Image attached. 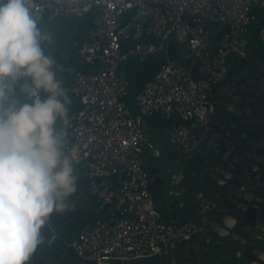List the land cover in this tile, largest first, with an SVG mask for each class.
I'll return each mask as SVG.
<instances>
[{"label": "built area", "instance_id": "obj_1", "mask_svg": "<svg viewBox=\"0 0 264 264\" xmlns=\"http://www.w3.org/2000/svg\"><path fill=\"white\" fill-rule=\"evenodd\" d=\"M29 7L45 22L93 16L76 44L65 88L74 107L60 127L73 141L67 150L76 149L74 163L89 173L84 194L92 203V215L72 222L68 245L89 264H116L169 256L195 242L227 208L202 199L197 225L177 216L173 190L155 195L157 165L145 154L156 144L146 125L154 118L164 123L184 153L197 147L194 129L215 122L218 89L231 60L250 59L252 31L264 57V0H30ZM133 9L162 12L159 42L123 48L122 22ZM173 38L186 46L185 59L174 55ZM128 59H160L133 96L121 74Z\"/></svg>", "mask_w": 264, "mask_h": 264}, {"label": "water", "instance_id": "obj_2", "mask_svg": "<svg viewBox=\"0 0 264 264\" xmlns=\"http://www.w3.org/2000/svg\"><path fill=\"white\" fill-rule=\"evenodd\" d=\"M76 21V17H58L38 22L48 38L42 47L55 58L56 77L64 89L75 69L68 51L75 45ZM220 87L216 120L209 127L194 129L199 135L195 149L182 152L172 133L164 131L153 153L163 187L174 191L179 218L199 225V202L204 198L227 212L184 252L116 264H264V59L245 61ZM67 96L66 117L74 107ZM63 122L58 120L56 127L60 129ZM73 167L77 192L62 211L53 214L66 216L92 206L84 194L89 173L75 163ZM62 229L50 217L28 264H89L78 258Z\"/></svg>", "mask_w": 264, "mask_h": 264}, {"label": "clouds", "instance_id": "obj_3", "mask_svg": "<svg viewBox=\"0 0 264 264\" xmlns=\"http://www.w3.org/2000/svg\"><path fill=\"white\" fill-rule=\"evenodd\" d=\"M30 0H0V264H28L77 192L76 149L56 127L69 99Z\"/></svg>", "mask_w": 264, "mask_h": 264}, {"label": "crops", "instance_id": "obj_4", "mask_svg": "<svg viewBox=\"0 0 264 264\" xmlns=\"http://www.w3.org/2000/svg\"><path fill=\"white\" fill-rule=\"evenodd\" d=\"M152 11H154V10H151V12ZM92 18H93V16L89 14L83 18L77 19L78 21H80V23L78 24V27H77V23H76V33L77 34L75 37V42H77L81 38V36L83 35V32H84L85 26L89 24V22L92 20ZM37 21L39 22V20H37ZM162 24H163V22H162ZM171 41H174L173 47H172L173 51H174L173 52L174 55L184 57V59H185L186 50L183 48L184 44L180 43L179 41H176L174 38ZM250 41H251V57L250 58L263 59L264 57H263L262 48H261V45H260V43L256 37L255 31L254 32L252 31V33L250 35ZM68 54L70 57V65L75 67L76 66V58H77V56H76V43L73 47H71L69 49ZM159 63H160V59H151L142 65H139L136 61H134V59H128L124 63V65L121 69V74H122L123 78L128 80V82L130 83V89H131L130 92H131L132 96L141 87L142 83L146 79L151 78L153 75H155V73L157 72V69H158L157 66ZM243 63L239 60H231L229 62V72L231 73V72L235 71ZM218 93H219V96H221V87H219ZM129 103H131V100L129 101ZM70 113H69V115H70ZM146 126H147V129H150L152 131L156 145L159 142V135L161 133H163L164 131L169 132L168 130L163 129V127H165L166 125L164 123L159 124L158 119H156V118L149 120L147 122ZM154 129H155V131H154ZM145 155L149 161L156 164V159L154 157L153 149L150 151H147ZM152 173H153V175L151 177L152 178L151 181L153 182V180L155 178H158V181H159L158 184H153L152 189H153L155 195L158 198H160L161 197L160 196L161 191L164 189V187H163L162 181L160 179L158 167H157V170L153 171ZM173 201L175 202V200H173ZM79 214H84L86 217H89L90 215H92L90 209H87L86 211H79ZM67 231L68 230H64L63 233L66 234ZM195 242H197V241H195ZM195 242L187 244L183 247H180L176 251V253H180V252H184V251L188 250L193 244H195Z\"/></svg>", "mask_w": 264, "mask_h": 264}, {"label": "trees", "instance_id": "obj_5", "mask_svg": "<svg viewBox=\"0 0 264 264\" xmlns=\"http://www.w3.org/2000/svg\"><path fill=\"white\" fill-rule=\"evenodd\" d=\"M162 22V12L157 13V16L154 11L147 15L140 13L137 9L127 12L122 22L124 34L121 36V44L123 48L134 46L139 42H159L161 39L159 32L163 27ZM217 36V43L220 44L222 33ZM186 61L189 60L186 59ZM158 183V178H155L153 182L151 181V187H153V184ZM84 217H86L84 214H79L77 211L66 216L57 213L51 216L55 222L64 225H67L71 220L81 221Z\"/></svg>", "mask_w": 264, "mask_h": 264}, {"label": "bare ground", "instance_id": "obj_6", "mask_svg": "<svg viewBox=\"0 0 264 264\" xmlns=\"http://www.w3.org/2000/svg\"><path fill=\"white\" fill-rule=\"evenodd\" d=\"M39 22H41V21H39ZM77 42H78V41H77ZM77 42H75V43L77 44ZM70 114H71V113H70ZM68 115H69V114H68ZM67 117H68V116H67ZM67 117H66V118H67ZM63 123H64V122H63ZM63 123H62V124H63ZM75 165H76V164H75ZM83 171H86V170H83ZM86 172H88V171H86ZM151 176H152V174H151ZM76 211L79 212V211H86V210L76 209V210H73L72 213H73V212H76ZM72 213H71V214H72ZM180 219H181V218H180ZM73 221L76 222L75 220H71L67 225L62 224V225H63L62 232H64L65 227H68V226H69L68 229H69V231H70L71 228L73 227V226H72V222H73ZM81 221H82V220H81ZM58 224H60V223H58ZM69 231L66 233L67 238H68V235H69ZM63 234H64V233H63ZM66 240H67V239H66ZM74 251H75V250H74ZM75 253H76V252H75ZM76 254H77V253H76ZM77 256H78V255H77ZM78 258H79V257H78ZM157 258H159V257H157ZM79 259H80V258H79ZM153 259H154V258H153ZM80 260H81V259H80ZM142 260H143V259H142ZM147 260H148V259H147ZM81 261H82V260H81Z\"/></svg>", "mask_w": 264, "mask_h": 264}, {"label": "rangeland", "instance_id": "obj_7", "mask_svg": "<svg viewBox=\"0 0 264 264\" xmlns=\"http://www.w3.org/2000/svg\"><path fill=\"white\" fill-rule=\"evenodd\" d=\"M76 23H77V27H78V24L80 23V21H76ZM181 52V51H180ZM65 230H68V227H65ZM68 232V231H67Z\"/></svg>", "mask_w": 264, "mask_h": 264}, {"label": "flooded vegetation", "instance_id": "obj_8", "mask_svg": "<svg viewBox=\"0 0 264 264\" xmlns=\"http://www.w3.org/2000/svg\"><path fill=\"white\" fill-rule=\"evenodd\" d=\"M76 34H77V33H75V37H76ZM53 221H54V220H53ZM54 222H55V221H54ZM55 223H57V222H55Z\"/></svg>", "mask_w": 264, "mask_h": 264}]
</instances>
